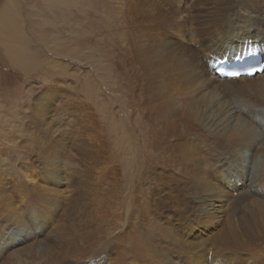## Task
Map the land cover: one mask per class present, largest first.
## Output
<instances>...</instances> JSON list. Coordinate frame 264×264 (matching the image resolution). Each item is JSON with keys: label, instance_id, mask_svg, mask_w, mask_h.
I'll list each match as a JSON object with an SVG mask.
<instances>
[{"label": "bare ground", "instance_id": "bare-ground-1", "mask_svg": "<svg viewBox=\"0 0 264 264\" xmlns=\"http://www.w3.org/2000/svg\"><path fill=\"white\" fill-rule=\"evenodd\" d=\"M119 2L109 16L113 29L105 85L100 83L106 94L93 97L102 111L99 117L91 112V126L93 130L102 127L105 152L117 162L118 173L129 172L133 161L139 167L145 165L141 166V181L134 180V175L122 185V177L111 175L115 178L108 194L123 195L128 204L126 219L119 225L122 235L117 230L118 217L92 210L87 220L84 214L74 215L71 208L84 213L81 200L88 194L83 189L90 183L80 184V175H55V170L48 169L58 150L43 138L34 142L36 157L32 161L44 170L43 175L13 172L3 163L0 151V264H43L35 258L48 251L45 229L54 216L62 220L56 225L59 256L55 249L50 250L51 245L49 250L57 256L46 264H72L71 258L79 264H128V255L146 251L150 238H169L168 229L157 225L162 210L158 208L167 204L184 213L176 216L179 220L227 225L217 240L220 244L213 261L194 252L187 264H228L234 256L218 259L219 249L228 250L227 244L239 251L236 254L246 252L255 242L259 249L257 245L264 244V0H243L240 6L248 17L241 22L234 11L241 0ZM166 3L169 10L162 8ZM8 24L0 18V31L10 40L16 33L3 30ZM1 41L4 43L3 36ZM15 46L9 43L7 53L11 62L23 68L24 49ZM247 51L261 54V70L252 76L216 73L220 59H239ZM48 94L46 91L38 102ZM43 124L39 119L35 129ZM25 130V125L17 126L18 132ZM42 132L48 134L44 127ZM14 134L16 127L1 126L0 138L6 139L0 141V150L8 155L16 152L7 139ZM93 140L96 142L95 135ZM22 166L26 164L22 162ZM62 179L72 191H79L71 197L73 202L68 201L69 208L61 207L59 201L57 187ZM154 187L163 194L149 193ZM203 239L194 245H202ZM184 242L192 248L188 239ZM120 243L119 256L111 259V251L116 253ZM89 252L91 261L86 256ZM253 253L244 263L253 262ZM161 257L163 260H155L159 264H182Z\"/></svg>", "mask_w": 264, "mask_h": 264}, {"label": "rangeland", "instance_id": "rangeland-1", "mask_svg": "<svg viewBox=\"0 0 264 264\" xmlns=\"http://www.w3.org/2000/svg\"><path fill=\"white\" fill-rule=\"evenodd\" d=\"M119 1L0 0V18L4 17V24L6 22L9 23L3 26V30L7 28L12 33H16V36L9 40L0 31V129L1 126L8 129L16 127V135L14 134L7 138L12 145L9 148L12 149L14 147L16 152L14 155H8L3 149L0 151H2L1 159L3 163L12 167L11 170L13 172L17 170L19 175H43L44 170L32 163L36 157L34 156L35 149L33 145L35 141H40L43 138L49 139L58 152L54 161L51 164H47V168L55 170V175H80L79 179L81 180L78 181L81 182L80 184L87 180L90 183L88 188L83 189V192L88 194L86 200H81L85 208L84 213L77 212L75 208L70 210L73 211L77 218L84 214V220L91 217V210L94 213H107L118 217L121 220L116 219L118 223L117 230L118 234L122 235L119 225L126 219L128 204H126V199H124L123 195L108 194L110 181L115 178L111 177V175L122 177L120 182L122 185L125 182L129 183L130 178L134 175H137L134 180L138 179L141 181L140 178L143 174L141 166L145 168V165H140L139 167L133 161L129 172L122 171L124 173L120 174V170L118 173L117 162L109 156L108 152H105L102 127H100L101 129L94 127L93 130V126H91V112L97 115L98 112L101 114L102 111H100L99 106L98 108L95 106L93 97L98 93L106 94V91L100 87V83L105 85L104 76L107 73L108 66L107 55L110 46L111 29H113L109 25V16L110 13L113 14L118 9ZM248 3L247 7L250 8L251 3ZM242 4L243 0H241V3H237L236 6L238 8L234 9V11L236 10V18L240 22L248 17V12L246 13V10L241 8ZM162 8L169 10V4H163ZM2 36L4 43L1 41ZM11 42L16 44V49L20 47L24 49L22 57L25 60V64L23 68L10 61L7 45ZM46 91L49 92L47 98L39 103L38 100ZM39 119L43 120L44 124L42 127L35 129L34 124ZM21 125L26 126L24 133L17 131V126ZM43 127L47 131V135L42 132ZM6 133H8V130ZM94 135L96 142L93 140ZM3 139L6 138H0V141ZM18 156L19 159L17 158ZM36 159L39 158L37 157ZM22 162L26 166H22ZM118 163L120 167V162L118 161ZM11 170L9 171L10 174H12ZM133 171L134 173L132 174ZM10 181L9 183L12 184L13 182ZM222 181L225 180H220L221 183ZM71 188L72 186L69 187L66 179H62L58 185L61 207L69 208V202H73L71 197L74 194H78L79 191H72ZM114 188L117 189L116 186ZM152 189L149 193L163 194L161 188L154 187ZM87 190H89V193ZM117 191L119 192V190ZM158 209L162 210L160 217L157 218V225L168 229L170 239L155 235L154 238H150L149 242H147L149 244L146 251L138 256L128 255L125 262L127 261L128 264L129 261L130 264H145L144 262L147 264H159L158 261L163 260L161 256L164 255L165 261H170V259L173 261L179 260L182 264H187V260L191 259L190 256L194 255V252L196 254L202 253L203 259L207 258V260L211 261L215 259V249L220 244H217V240H219L218 238H220L223 231L226 230L227 225L224 224V227H220L218 224H198L192 220L189 221V218L179 220L176 216H182L184 213L175 210L173 206L168 204ZM180 209L182 210L183 207L181 206ZM60 212L63 213L62 208ZM233 217L236 218V216ZM58 222L60 223L62 220L58 221L55 216L48 222V226L45 229L47 234L44 236L47 238L49 248L47 249L48 251H45L46 253L42 252L37 256L35 261H42L43 264H46L55 259L57 255L59 256L58 250L56 251L55 249L59 248L58 242H56L59 234V230L56 227ZM201 238H204L205 242L202 245H198L199 247L194 245L198 240H202ZM209 238H213V242ZM186 239L192 243V248L185 245L184 241ZM162 244L164 252L160 247ZM254 244L248 249L249 251L240 252L241 254L237 253L238 255L236 252L239 251L230 249L231 246L227 244L229 246L228 250L219 249L218 255L220 256L218 259L225 258L226 255H232L231 257L234 256L235 258L233 257L231 263L228 264H249L248 262L244 263V258L255 252L251 263L264 264V252H260L264 251V244L257 245L261 247L260 249L255 247ZM51 245L52 249H50ZM121 246L122 244L120 243L117 248L118 251L116 250L117 254L111 251V259L115 255L119 256L118 252ZM49 249H55L57 255ZM157 250L162 251L164 254L161 255L162 253ZM90 253L86 256L91 261ZM156 255L161 260H158ZM212 255L214 256L212 257ZM31 256H35V254L33 253ZM93 259L95 260V257ZM70 260L72 264L80 263L78 261L76 263L73 258ZM203 263H206V261L204 260Z\"/></svg>", "mask_w": 264, "mask_h": 264}, {"label": "snow or ice", "instance_id": "snow-or-ice-1", "mask_svg": "<svg viewBox=\"0 0 264 264\" xmlns=\"http://www.w3.org/2000/svg\"><path fill=\"white\" fill-rule=\"evenodd\" d=\"M234 75V74H233Z\"/></svg>", "mask_w": 264, "mask_h": 264}]
</instances>
